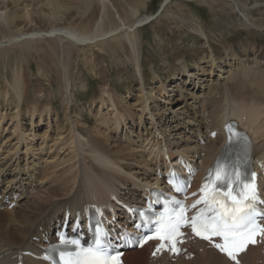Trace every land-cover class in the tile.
Listing matches in <instances>:
<instances>
[{"label": "rangeland", "instance_id": "1", "mask_svg": "<svg viewBox=\"0 0 264 264\" xmlns=\"http://www.w3.org/2000/svg\"><path fill=\"white\" fill-rule=\"evenodd\" d=\"M16 1L18 2H9V7L18 15L15 26L8 29L0 22V42H4L0 44V162L3 163V167L11 170L20 167V170L22 169L25 173L23 175L25 180H33V185L26 184L32 192L36 184L41 183L42 188L46 186L55 188L61 180L79 174L77 140L84 143L91 140L101 141L100 143L110 151L124 148L127 159H117L119 164H124V168L118 171L127 176L131 182L136 181L138 185L143 184L145 180L148 181L154 175V164L147 166L145 162L156 156L152 150L154 146L151 144L156 135L159 137L160 132L170 133V136L162 141L164 145L176 140L169 144L170 146H165L170 150H175L182 140L188 142L186 147L195 144L191 141L192 139L190 140L193 134L179 127L180 125L176 124L177 118H170L172 114L169 111L171 112L176 104L182 103V96L186 97L188 103L192 104L193 101L195 109L200 112L193 98L198 96L196 99L199 103L205 97L206 99L211 97L219 99L218 93L209 94L208 88L213 85L219 88L222 83L230 89L233 83L232 90L235 93L236 87L241 82L238 79L242 76L240 74L243 67L241 64L244 63L249 68L256 67L255 71L259 72L260 76L264 74V61L255 64L251 53H246L248 55L241 56V59L234 56L236 60L229 54L231 48L237 52L239 43L243 41L254 42L264 48V29L258 30L256 27L243 26L240 12L231 0H171L164 9L161 4L164 5L163 3L168 0H117L122 5V8H117L125 23L132 22L137 15L152 14V19L137 26L135 31L136 37L139 38L137 44L141 48L142 68L140 70L143 69L144 73L145 92L163 84L164 88L173 89L169 91L172 98H178L173 103L164 105L167 111L162 117L155 115L157 120L154 124L159 125L158 127L163 131L159 132V128H154L158 132L154 133L148 112L153 110L155 114L156 107H160L159 104L162 105L164 102H154L152 99L140 100L141 93L139 92L143 84L135 67V56L132 49H129L131 47L124 31L110 33L103 40L97 39L100 37L98 34L102 36L97 31L93 35L95 38L92 41L89 40L87 44L72 46L66 43L62 47L54 39L19 41L16 39L18 35L12 34L15 29H21L27 33L50 29L53 26L55 28L70 27L90 35L99 26L97 24L100 20L101 8L96 0L88 9L81 0H60L62 16L55 20L52 15L54 12H51V6L45 0ZM244 1L254 20L259 24L264 23V0ZM3 2L4 0H0V12ZM133 10H136L137 14L136 12L134 14ZM25 11L29 14V19ZM108 12L111 22L105 21L101 27L104 34L117 29L119 24L112 8ZM196 26L201 27L206 34L213 56L219 59L218 64L221 68L207 66L206 60L211 50L205 42L206 39L194 29ZM53 50L57 52L54 53ZM68 50L69 55H67ZM234 54L238 57L240 55ZM239 61L242 63L240 64ZM230 62L232 66L229 65ZM63 63L67 65L66 71L62 68ZM183 64L187 65L186 69L182 68ZM229 67L235 70L233 72L236 77L218 78V72L224 73L223 71ZM19 68L29 79L30 84L26 97L22 99L24 104L21 109L17 106V110L18 98L12 94L7 80L12 72ZM186 70H192L195 76H198V82L195 83L194 88L195 97L190 96L193 89L190 90L191 86L189 87L188 84L183 85L182 83L184 88L181 96L179 95L180 90H175V87L171 85L173 81H177L176 78L179 76L180 78L185 77ZM64 74L68 75L69 92L65 89ZM105 88H108L109 92L114 95V109L110 106L109 100L102 104L101 96ZM245 90L249 91L247 87ZM206 93L208 95H205ZM206 99L203 101L208 112L212 103L206 104ZM145 102L148 109L143 111L139 122V114ZM216 102L221 104L219 100ZM35 104L36 111L30 120V111ZM117 111L123 115L120 119L125 120L120 121L119 119L118 122L122 124L121 126L115 124L118 127L115 130L112 120L113 114ZM150 131L153 133L150 134ZM72 134L78 138L76 141L71 140ZM176 136H178L177 139ZM87 148V145L82 147L85 150ZM91 154L93 152L87 153L88 156H92ZM130 155L133 156L130 157ZM24 163H27L29 167ZM126 171L134 176H128ZM11 177H14L12 173L0 178L2 189ZM68 183L73 185V181ZM126 186L128 188L131 184H126ZM119 188L123 190L120 185ZM125 194L132 197L130 193ZM123 196L124 199L129 200L128 197ZM29 198L30 195L24 200ZM24 200L21 201L24 202ZM17 208L16 206L15 210ZM2 211L3 208H0V212ZM261 253L263 254L264 251L262 250ZM191 259L185 257L179 260L168 259L164 261V264H189Z\"/></svg>", "mask_w": 264, "mask_h": 264}, {"label": "bare ground", "instance_id": "2", "mask_svg": "<svg viewBox=\"0 0 264 264\" xmlns=\"http://www.w3.org/2000/svg\"><path fill=\"white\" fill-rule=\"evenodd\" d=\"M45 1L49 3V5L51 6L50 7L51 12H54L52 13L53 20L59 19L62 16L60 14L62 8V3L59 2L60 0H45ZM81 1L88 9L92 6L95 0H81ZM96 1L98 2L101 8L100 20L99 23L97 24L99 26H97L94 32L90 35L84 34L85 33L84 31H79L76 29H72L70 27L55 28L53 26L50 29H45V30H35V31L28 30L29 32L27 33L21 31V29H15L13 30L14 32H12V34L14 36L18 35L16 39L19 41L45 39V38L54 39L62 47V45L66 43L72 46H76L77 44L78 45L87 44L95 38L93 35L97 31L100 32V34H102V36L98 34V36H100L97 38L98 40L100 39L103 40V38L108 36L110 33L112 34L117 33L115 31H120V30L124 31L125 36L127 38L125 39L128 41V44L131 47L129 49H132L133 54L135 56L134 59L136 61L135 67L138 73L140 74L139 78L141 79V82L143 84L142 90L139 92L141 93L140 94L141 97L139 96L140 100L146 101L152 99L154 102L155 101L164 102V104L162 105L159 104L160 107H156L155 114L153 113V110L148 112V115L151 118L150 123L151 124L153 123L152 128L158 129L159 125L156 126L154 123L157 120L158 116L162 117L163 114H166L167 108H165L164 105L173 103L174 100L178 98L176 99H174V97L172 98L170 96L172 94L169 91L173 89L164 88L163 84L161 83H160L161 85H157V87L155 88L153 87L149 92H145L146 88L144 87L145 86L144 75H143L144 73H143V69H141L142 71L140 70V68H142L141 67L142 60L140 58L141 48L137 44L139 38L136 37L135 31L137 26L143 25L144 23L152 19L151 16L152 14H148V13L140 14L137 15L132 22L125 23V21L119 15L120 13L118 12V8H122V5L118 3L117 0L114 1L96 0ZM231 1L234 4V7L237 8V10L240 12V15L243 19V22H241L243 26L256 27L258 30L264 29V23L262 24L257 23L250 14V12H248L247 10L248 7H246V2L244 0L243 1L231 0ZM9 2L17 3L18 1L4 0V2L2 3L3 4L2 11L0 12V22L8 29H11L13 26H15L14 24L17 23L16 19L18 18V15L17 13H14L12 11L11 7H9L10 4ZM170 2L171 0H168L167 2L164 3L162 2L164 5L161 4V7L163 6L162 8L164 9ZM110 8H112V10L114 11L115 17L118 18L117 20L119 21V24L118 27H116L117 29H114L113 31H109L108 33L104 34V32H102L103 28L101 27H103L105 21L109 20V22H111L110 21L111 18H109L108 16L109 15L108 11L110 10ZM133 12L135 14L136 10H133ZM24 13L26 14L27 11H25ZM27 16H28L27 19H29V14ZM194 29L200 35H202V38L206 39L205 42L211 50L212 48L209 44L206 34H204L203 29L197 26ZM1 43L3 44L4 42L1 41L0 44ZM231 49L229 50L231 51L229 52V54H231L234 60H236V57L241 59V56H246L248 55L246 53H251L255 64L259 63L260 61L261 62L264 61V48H261L259 45H257L254 42H245V41L240 42L238 45L237 52H234L233 51L234 49L233 50ZM53 51L54 53L57 52L56 50ZM234 53L240 54L239 57ZM69 54L70 51L68 50L67 55ZM234 56L236 57L234 58ZM206 62H207V66L210 65L213 68L215 67L221 68V65L218 64L219 59H216V57L213 56L212 50L210 51L209 58L206 60ZM239 62L240 64L242 63V61ZM229 65L232 66L231 62L229 63ZM241 65L243 67L240 70L241 73L240 72L239 73L242 74V76L238 78L241 80V82L236 87L235 93L232 90L233 83L231 84V89L228 86H223L225 85L223 83H222L223 89L222 86L219 87L221 88L219 89L218 87H214L215 85H213V87L211 88L210 87L208 88L209 94L218 93V98H219V99H215L216 97H211L207 99L206 97L203 98V100L206 99L205 102L206 104H208L209 102L212 103L211 109L208 112L207 109H205L206 106L204 105V101L201 100L202 103L201 104L199 103V100L196 99V97L198 96L195 97L196 93H194V88H195V83L198 82V78H197L198 76H195L194 71L186 70L185 77L180 78L179 76L178 78H176L177 80L176 82L173 81L171 85L173 88L175 87V90H180L179 91L180 96L183 93L182 91L184 88L183 85L188 84L189 87L191 86L189 89L191 90L192 88L193 90L191 94L190 93L189 94L190 96L194 95L195 97L193 98L195 100L194 102L198 104L197 107L200 110V112H198V110L195 109L196 106H194L193 101L192 104L187 102L185 96H182V103L176 104L175 106H173V109H171V112L169 111V113L172 114L170 116L171 119L177 118L178 122L175 123L177 125H180L179 127H182L184 130L190 131L191 134H193V137H191L190 140L192 139L191 141L194 142L195 144L193 146L186 147L185 145H187L188 142H186V140H182L183 142L185 141V143L181 141L175 147V150H170L169 148L166 149L165 146H170L169 144L174 143L176 140L173 142H169L168 144L165 143L164 147L168 154L169 152L171 153L172 151L174 153L181 154L187 158L188 157L192 158L204 152L205 154L201 157L200 164H204V165L208 164L213 158L215 152L218 150V148L223 142L222 135H220L221 126L229 118L235 117L240 119L241 122H243V124L250 132L251 139L254 141L253 153L256 156H258L259 159H264V74L260 76L259 72L255 71L256 68L255 66H254L255 68L253 67L249 68L248 66L246 67L244 63ZM66 67L67 65L63 63L62 68L64 69V71L67 70ZM186 67L187 65L186 66L185 64L182 65V68L186 69ZM229 68L226 71H223L224 73H226L225 75L224 73L218 72V78L227 79L230 76L236 77L235 73L233 72L235 70H233L231 67ZM201 69L204 70V68L202 67ZM14 71L12 72V75L10 76L9 80H7V85L10 87L12 94L16 98H18V105H16V109L18 110L17 106L21 109V107L24 104V102H22V99L26 97V92L28 90V85L30 84V82L29 79L24 74V72L23 71L21 72L20 68L16 69L15 72ZM178 80H180L181 84ZM64 81L66 82L65 89L66 91H68V86H69L67 83L68 75L66 76V74H64ZM247 82L248 84H246ZM196 86L199 87L198 85ZM246 87L249 91L245 90ZM166 89H168V91ZM102 94H103L101 96L102 104H104V102L107 103V101L109 100V102H111L110 106H112L113 108L115 106L113 93L109 92L108 88H105L102 91ZM205 95H208V93H206ZM169 96L171 98H169ZM216 100H219L221 104L219 105L218 102H216ZM145 109H148L146 102L145 105L141 108V112L139 114V118H140L139 122L141 121L142 113ZM35 111H36V104L34 105V107H32L30 111V116H31L30 120H32V116L34 115ZM113 115L114 118L112 120V124H114L116 130L118 128L117 126H121L122 124L119 123L118 120L122 118L123 115L121 114L120 111L119 112L117 111ZM118 115H120V117ZM155 115L157 117H155ZM122 120L124 121L125 119ZM122 120L120 119V121ZM115 124H117V126H115ZM173 128L175 129V127ZM214 129L218 131V134L215 136V138H209L208 136L209 131ZM160 130L163 131L162 129L159 128V132ZM153 132L155 133L157 132V130L154 129ZM153 132L150 131V134ZM166 134L160 132L159 137L156 135L151 144L155 146L158 143H162V141H165L166 138L170 136V133H166ZM184 136L185 135H183V137ZM197 137L205 140L203 145L198 144ZM172 138L174 139V136ZM177 138L178 136H176V139ZM72 139L73 141H76L78 138L75 137V134H72L71 140ZM100 142L101 141H96V140H91L90 142L87 143H84L80 140L76 141V144L78 145L76 150L79 155V167H78L79 174L73 177L71 176L72 179L71 177L70 178L68 177L64 180H61L60 182L58 181L59 185L56 186L55 188H51L48 186L42 188V185H40L41 183L40 184L35 183L36 184L34 186L35 190L34 192H32L31 190L28 189V186H26V184H28L29 186L33 185L32 183L33 180L26 181L25 177H23L25 173L22 171V169L20 170V167L19 168L15 167L14 170L13 169L11 170L3 167L2 166L3 163L0 162V178H3L8 174L10 175V173H12V175L14 176L6 181L7 183L5 188L2 189V187H0V194H2L3 197H6V195H8L10 202L14 200L13 199L14 196H17L15 202L17 203L16 206L18 207L16 210L15 209L8 210L7 207L9 205V202L4 203L3 199L2 198L0 199V206L1 205L4 206L3 211L0 212V264H15L16 259L14 256L17 255L20 251L29 250V249L36 251L38 248L37 247L38 244H42L41 241L42 239L44 240L51 237V229L56 226L58 218L61 220L60 212L63 213V211L66 208L75 209L77 208V206H82L85 203L103 202L108 200L110 195L117 193H119V195L121 196L125 195V197H128L125 194L127 192L134 197L135 192L133 190H136L135 186L142 188V185H145L146 183H150L151 180H157L156 178L158 177L155 172L156 170L155 168L153 169V171L155 172L154 173L155 176L152 175V178L154 179L151 178L148 181L145 180L144 184L142 185H138L136 181L131 182L130 180L127 179V176H125L123 173H120L118 171L119 169L124 168L123 166L124 164L123 165L119 164L117 162V159L118 160L127 159L126 152L123 151L124 148H118L116 151H110L109 148H106ZM85 145L88 146L87 150L82 149V147H85ZM158 148L160 149L159 150L160 153H157L158 155L150 159V161H146L145 165L151 166V161H152L153 164L156 165L157 167L162 166V163L164 162V160H162V153H161L162 146H159ZM81 152L84 154H82ZM88 152H93V154H91L92 156H88L87 155ZM132 156L133 155H130V157ZM16 158L18 157L16 156ZM24 164L27 167H29L27 163ZM129 175L134 176V174L128 172V176ZM69 181L71 182L73 181V185L71 183L69 184L68 183ZM126 184L128 185L131 184V186H128L127 188ZM119 185L123 187V190H120ZM17 192L18 194H16ZM24 193L29 194L30 198L22 202L21 201L22 195ZM121 193H123V195ZM128 198L129 200L131 199V201L134 200L132 199V197H128ZM134 198L138 199L137 197ZM134 202H136V200ZM40 226L43 229L41 231L39 230ZM34 236L39 238L38 241L32 240ZM151 247L152 246L149 245V246H143L140 250L134 249V250L125 251L122 254V261H123L122 264H164V261L168 260L167 255L163 254L159 257H152L150 256ZM184 247L187 250H189V252H187L186 254L190 252L194 254L189 264H232L229 261H227L224 256L218 254L213 249L207 248L205 243L200 240L190 238L186 242ZM256 247L257 246L247 247L246 251L241 254V264H264V254L261 253L260 248L257 249ZM23 259H24V264H46L42 261L34 260L28 256H25Z\"/></svg>", "mask_w": 264, "mask_h": 264}, {"label": "snow or ice", "instance_id": "3", "mask_svg": "<svg viewBox=\"0 0 264 264\" xmlns=\"http://www.w3.org/2000/svg\"><path fill=\"white\" fill-rule=\"evenodd\" d=\"M234 135L236 134L230 133V141ZM221 167L218 166L216 170V179L213 182L215 187L212 191H206L207 184L201 188L200 191L204 195L196 201V204L203 203L206 209L191 217L190 226L193 232L203 239L220 237L222 243L214 246L238 264L237 255L245 251L249 244H255L257 235L264 234V226L257 223V217L264 218V212L257 208L260 201L254 183L255 174L249 179L247 173L242 172L238 167L234 166L231 174L226 170V166L221 172ZM174 179L178 178L174 177ZM221 188L228 190L222 191ZM182 189L183 186L176 188L177 191ZM183 211L181 208L175 218L162 217L157 229L158 236L155 238L172 241L173 251L177 250L174 237L179 235L178 229L181 223L188 222ZM114 253L115 249L109 252V245L104 243L102 246V241L97 236L93 247L82 249L75 255L61 252V260L63 264H118L119 253Z\"/></svg>", "mask_w": 264, "mask_h": 264}]
</instances>
